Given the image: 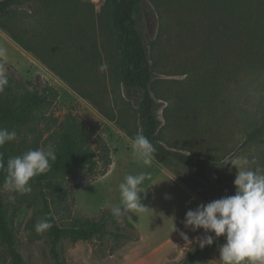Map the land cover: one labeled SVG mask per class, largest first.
<instances>
[{
  "label": "rangeland",
  "instance_id": "rangeland-1",
  "mask_svg": "<svg viewBox=\"0 0 264 264\" xmlns=\"http://www.w3.org/2000/svg\"><path fill=\"white\" fill-rule=\"evenodd\" d=\"M83 2L32 0L17 7L12 16L16 23L12 27L14 33L38 51L41 44L43 53L29 54L0 30V56L10 65L2 66L5 73L16 81L41 87L49 84L59 92L46 114L51 116L50 121L34 116L27 126L13 128L17 146L25 152L47 149L55 120L60 123L73 114L99 128L113 160L109 169L101 163L95 174L87 173V169L79 174H54L43 188L31 186L30 193L16 194L14 201H9V193L3 191L18 249L24 264H178L199 246L201 238L186 241L180 235L193 232L184 227L183 221L186 212L198 204L166 183L163 189H153L152 179L159 170L153 163L144 165L136 157L132 138L122 130V126H137L142 92L118 87L111 74L110 57L117 59V49L86 5L93 6L99 15L106 0H88L85 6ZM47 8L49 12L45 14ZM242 10L254 19L264 20V0H141L136 14L154 68L151 91L162 122L161 143L170 151L209 162L207 182L175 161L166 169L183 180L197 181L212 201L235 194L234 185L229 182L217 184L222 177L235 179L236 169L229 172L231 165H224L225 161L249 155L257 166H264V43L256 47L259 71L252 74L249 62L240 61L231 73L225 71L231 61L227 47L230 34L226 32L229 37L217 42L214 33L216 25L222 29L230 25L228 14L237 15ZM68 23L72 26L67 28ZM65 29L75 32L76 37L70 38ZM238 46L246 50L244 45ZM217 63H221L223 71L215 81L212 69ZM72 86L89 95L106 113L115 114V121L104 117ZM259 130L262 131L249 139ZM139 173L147 174L140 186L145 208L136 215L156 237V244L144 240L149 250L141 252L138 230L127 225L130 211L121 215L119 223L109 228L112 234L103 238L77 243L64 238L57 249L58 258L52 254L49 229L40 234L35 231V225L46 220V201L62 227H68L75 218L98 220L104 210L122 208L118 186L127 175ZM173 222L177 229L174 232ZM123 234L129 239L119 237ZM221 239L225 237L214 240ZM219 249L202 253L191 264H221ZM2 264L13 263L7 260Z\"/></svg>",
  "mask_w": 264,
  "mask_h": 264
},
{
  "label": "trees",
  "instance_id": "trees-1",
  "mask_svg": "<svg viewBox=\"0 0 264 264\" xmlns=\"http://www.w3.org/2000/svg\"><path fill=\"white\" fill-rule=\"evenodd\" d=\"M30 1L32 0H0V30L6 33L23 50L29 54L37 55L38 52L43 53L41 50L42 45L40 44L39 51L38 49L36 50L29 42L14 33L12 29L14 24H16L12 20L15 10L20 5ZM140 4L141 0H106V4L99 15L95 14L93 6L90 7L87 4V7L92 10L93 20L95 21V18L99 19V25L102 26L101 30H104L106 36L111 39L117 49V59L112 55L110 57L112 61H110L109 66L118 87L124 88L126 91L139 90L142 92L137 126L134 129L122 126V130L132 139L138 133L147 137L155 148L153 159L158 164L167 168L171 161H175L189 167L198 178L206 179L209 168L207 160L194 155L170 151L161 143L159 138L162 122L159 119L157 102L151 91L155 78L154 68L136 20ZM75 8L77 9V6ZM228 17L230 25H224L223 29L219 28V25L214 28L217 42L223 37H229L226 32L230 34L227 47L231 50V61L229 67H225V71L232 73L234 68H238L236 65L240 61L249 62L248 67L253 71L252 74L259 71L260 69L257 66L259 56L256 53V47L264 43V20L254 19L247 10H242L237 15L231 12ZM67 25L71 24H66V27ZM16 27L18 29V24ZM65 30L67 35L73 38L75 32L69 29ZM95 43L97 42L95 41ZM240 44L244 45L246 50L240 48L238 46ZM240 50L245 51L241 52ZM220 52L221 55H224L225 50ZM217 59L220 61L221 57ZM0 66L10 67L3 56H0ZM222 71L221 63H217V66L212 69L215 81H217ZM6 75L9 81L8 86L3 93H0V128H6L11 131L15 127H25L34 116L50 121L51 116L46 114L57 101L59 92L49 84L41 87L39 84L16 81L11 74ZM72 88L78 91L83 98L92 102L89 95L74 86ZM92 104L104 117L110 121H115V114L106 113L94 100ZM57 123L59 124L58 126L56 125ZM53 127L55 129L50 130L47 143H51L56 159L55 161H50L49 171L30 180L31 186L43 188L44 184L54 174H79L84 169H87L89 174H95L101 163L104 164L106 169L112 166V151L106 140L100 136L99 128L96 125L86 124L77 115L68 114L60 123L55 120ZM261 131L251 134L249 139L254 138ZM24 153V149L17 146L14 140L0 147V157L5 163V168L9 157ZM5 177L6 171L0 169V186L3 185ZM177 177L184 181L181 177ZM233 181L234 178L232 177H222L217 181V184L223 185L229 182L233 185ZM2 193L3 190L0 187V264L5 263L7 260L13 264H24L25 259L18 249L17 235L10 223ZM45 213V219L52 224L49 229V237L52 245V254L56 258H58L57 249L64 238H70L75 243L103 238V236L112 234L109 229L112 224L119 223V217H116L113 211L109 209L104 210L98 220L75 218L68 227L59 225L47 201L45 203ZM127 225L133 231H137L129 220ZM119 237L129 239L127 234ZM223 243H225V239L214 240L212 245H206L203 248L197 246L188 252L178 264H191L202 253L212 252Z\"/></svg>",
  "mask_w": 264,
  "mask_h": 264
},
{
  "label": "clouds",
  "instance_id": "clouds-1",
  "mask_svg": "<svg viewBox=\"0 0 264 264\" xmlns=\"http://www.w3.org/2000/svg\"><path fill=\"white\" fill-rule=\"evenodd\" d=\"M105 66H101V71ZM8 77L0 66V93L8 86ZM17 138L15 130L0 128V147ZM132 149L144 165H150L154 158L155 148L147 137L137 134L132 140ZM54 150L38 148L28 150L22 155L9 157L5 163L0 157V169L6 171L2 190L9 193V201H14L16 194L31 192L30 180L49 171L50 161H55ZM224 165L236 169L233 185L235 194L200 204L186 212L184 227L196 232L202 229L203 238L198 243L201 248L213 244L215 238L225 237L220 246L221 264H264V166H257L256 160L249 155H238ZM223 165V166H224ZM146 173L127 175L119 184L120 199L123 207H113L116 217L128 211H139L145 207L141 204L140 186L146 180ZM52 224L41 220L35 225L40 234L50 229ZM177 231L173 222L172 232ZM214 234V235H213ZM180 235L187 241L188 236Z\"/></svg>",
  "mask_w": 264,
  "mask_h": 264
},
{
  "label": "crops",
  "instance_id": "crops-1",
  "mask_svg": "<svg viewBox=\"0 0 264 264\" xmlns=\"http://www.w3.org/2000/svg\"><path fill=\"white\" fill-rule=\"evenodd\" d=\"M84 6L86 3H88V0H84L83 2ZM87 5V4H86ZM90 5V4H89ZM91 7V5H90ZM91 9V8H90ZM49 12L48 8L45 10V14ZM44 13V11L42 12ZM7 35V34H6ZM8 36V35H7ZM13 41V40H12ZM154 166L159 170V174L157 177H154L152 179V182L154 183L153 189L160 188L163 189L164 183H166L171 188H174L175 191H180L182 193L187 194L188 196L192 197L198 205L200 204H207L208 202L212 201V198L209 196V194L205 191V189L202 188L195 180H180L176 175L172 174L170 171H168L164 166L158 164L154 159ZM201 179V178H198ZM207 182L206 179H201ZM209 182V181H208ZM195 184L198 186L195 187ZM162 185V186H161ZM161 186V187H160ZM199 192V194L197 193ZM139 213V212H138ZM137 211L133 210L130 211V217H131V223L136 227V230L139 232V241L138 246L140 247L141 252H144L145 250H149L147 247L148 244H153L155 242V234L147 228V226L139 220V216L136 215ZM204 232L202 229L197 230L196 232H191L188 235V238H203ZM149 239L148 244H144V240Z\"/></svg>",
  "mask_w": 264,
  "mask_h": 264
}]
</instances>
